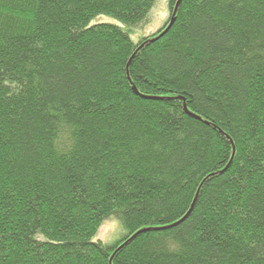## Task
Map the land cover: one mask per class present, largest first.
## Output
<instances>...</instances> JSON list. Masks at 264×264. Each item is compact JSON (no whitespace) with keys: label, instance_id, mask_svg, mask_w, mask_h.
I'll list each match as a JSON object with an SVG mask.
<instances>
[{"label":"trees","instance_id":"obj_1","mask_svg":"<svg viewBox=\"0 0 264 264\" xmlns=\"http://www.w3.org/2000/svg\"><path fill=\"white\" fill-rule=\"evenodd\" d=\"M178 1L0 0V264H264V0Z\"/></svg>","mask_w":264,"mask_h":264},{"label":"rangeland","instance_id":"obj_2","mask_svg":"<svg viewBox=\"0 0 264 264\" xmlns=\"http://www.w3.org/2000/svg\"><path fill=\"white\" fill-rule=\"evenodd\" d=\"M166 4L167 0H159L158 5L156 6L153 21L146 26L143 31H139L140 34H152L163 25V22L168 14ZM100 21H114V18L100 14L92 19L91 23ZM122 231L123 224L120 219L116 216H110L108 219L104 220L97 237L103 239L105 242L113 243L114 240L122 234Z\"/></svg>","mask_w":264,"mask_h":264},{"label":"water","instance_id":"obj_3","mask_svg":"<svg viewBox=\"0 0 264 264\" xmlns=\"http://www.w3.org/2000/svg\"><path fill=\"white\" fill-rule=\"evenodd\" d=\"M180 2H181V0H179V1L177 2L176 8H175V10H174V16H175V14H176V11H177V8H178ZM174 16H172V18H171V20H170L168 26L166 27V29H165L163 32H161V33L159 34V36L153 38L152 40L157 39V38H159L160 36H162V35H163V34H164V33H165V32H166V31L172 26V24H173L174 21H175V17H174ZM185 110H186L187 112H189L190 114H192V115H194V116H197L198 118H201L199 115H197V114L191 112V111L187 108L186 105H185ZM193 207H194V203L192 204V206H191L190 210L188 211V213H187L183 218H181L177 223L183 221V220H184V219L190 214V212L192 211Z\"/></svg>","mask_w":264,"mask_h":264}]
</instances>
